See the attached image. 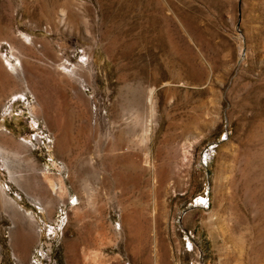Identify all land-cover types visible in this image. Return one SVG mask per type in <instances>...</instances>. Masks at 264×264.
Returning <instances> with one entry per match:
<instances>
[{"label": "rangeland", "instance_id": "obj_1", "mask_svg": "<svg viewBox=\"0 0 264 264\" xmlns=\"http://www.w3.org/2000/svg\"><path fill=\"white\" fill-rule=\"evenodd\" d=\"M0 264H264V0H0Z\"/></svg>", "mask_w": 264, "mask_h": 264}, {"label": "bare ground", "instance_id": "obj_2", "mask_svg": "<svg viewBox=\"0 0 264 264\" xmlns=\"http://www.w3.org/2000/svg\"><path fill=\"white\" fill-rule=\"evenodd\" d=\"M242 54H243V53H242ZM11 67H14V66H11ZM14 68H15V67H14ZM150 98H151V97H150ZM150 106H151V107H150L149 110H150V112H151L152 109H153V107H152L153 105L150 103ZM146 132H147V131H146ZM144 134H145V131H144ZM49 185H50V184H49ZM52 185H53V184H52ZM1 196H2V195H1ZM8 201H9V200H8ZM9 203H11V204L13 205L15 202H13V201L10 200ZM13 206H14V205H13ZM14 207H15V206H14ZM16 208H17V207H16ZM20 261L25 262L24 259H20Z\"/></svg>", "mask_w": 264, "mask_h": 264}]
</instances>
